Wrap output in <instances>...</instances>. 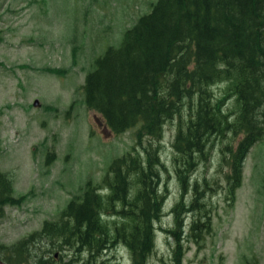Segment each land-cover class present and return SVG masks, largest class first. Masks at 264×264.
Instances as JSON below:
<instances>
[{
	"label": "rangeland",
	"instance_id": "obj_1",
	"mask_svg": "<svg viewBox=\"0 0 264 264\" xmlns=\"http://www.w3.org/2000/svg\"><path fill=\"white\" fill-rule=\"evenodd\" d=\"M156 2L0 0V175L7 183L0 195V250L10 264H264V136L247 152L233 190L226 180L230 155L220 147L231 142L234 150L242 135L229 133L222 144L213 138L209 157L185 178L183 198L187 204L192 199L196 179L218 185L205 193L207 210H182L178 226L173 207L184 174L179 178L173 162L177 117L164 124L159 139L140 135L139 124L115 134L85 102V77L96 58L118 47ZM213 92L218 105L229 102L225 83ZM157 146L165 168L154 186L165 197L151 223L147 256L116 241L103 252L76 257L75 238L64 240L61 229L45 232L51 223L72 225L64 212L88 185L107 193L104 179L114 159L145 156ZM6 191L18 204L2 203ZM120 210L114 203L104 221L120 224Z\"/></svg>",
	"mask_w": 264,
	"mask_h": 264
},
{
	"label": "trees",
	"instance_id": "obj_2",
	"mask_svg": "<svg viewBox=\"0 0 264 264\" xmlns=\"http://www.w3.org/2000/svg\"><path fill=\"white\" fill-rule=\"evenodd\" d=\"M220 83L230 100L218 105L213 87ZM84 93L88 107L116 134L139 124L140 135L145 131L159 139L164 124L177 117L173 162L179 178L184 174L181 197L173 207L179 226L182 210H207L205 193H214L218 185L217 180L196 179L192 199L187 204L183 198L185 178L209 157L213 138L222 144L229 133L242 135L234 150L231 142L220 147L230 155L226 180L233 190L247 152L264 136V0H157L118 47L96 58ZM159 150L114 159L111 176L104 179L107 193L88 185L64 212L72 225L51 223L45 232L61 229L64 240L75 238L76 257L93 256L116 241L147 256L154 236L151 223L165 197L154 186L165 168ZM7 191L2 203L18 204ZM114 203H121L123 221L111 225L102 215ZM194 231L189 230L192 237Z\"/></svg>",
	"mask_w": 264,
	"mask_h": 264
},
{
	"label": "flooded vegetation",
	"instance_id": "obj_3",
	"mask_svg": "<svg viewBox=\"0 0 264 264\" xmlns=\"http://www.w3.org/2000/svg\"><path fill=\"white\" fill-rule=\"evenodd\" d=\"M5 184H7L6 180H5V177L3 175L2 176L0 175V191H3V193L5 192V190L7 188V185H5ZM0 258H1V261L3 263L10 264L9 262L6 261V257L4 255V251L3 250H0Z\"/></svg>",
	"mask_w": 264,
	"mask_h": 264
},
{
	"label": "water",
	"instance_id": "obj_4",
	"mask_svg": "<svg viewBox=\"0 0 264 264\" xmlns=\"http://www.w3.org/2000/svg\"><path fill=\"white\" fill-rule=\"evenodd\" d=\"M0 264H4V263H2V262L0 261Z\"/></svg>",
	"mask_w": 264,
	"mask_h": 264
}]
</instances>
